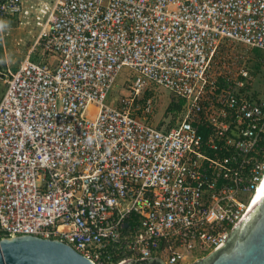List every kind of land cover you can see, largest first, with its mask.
Returning <instances> with one entry per match:
<instances>
[{"label":"built area","instance_id":"1","mask_svg":"<svg viewBox=\"0 0 264 264\" xmlns=\"http://www.w3.org/2000/svg\"><path fill=\"white\" fill-rule=\"evenodd\" d=\"M4 19L38 34L0 69V240L95 264H192L230 240L264 183V0H0ZM154 85L184 101L171 129L150 122Z\"/></svg>","mask_w":264,"mask_h":264},{"label":"water","instance_id":"2","mask_svg":"<svg viewBox=\"0 0 264 264\" xmlns=\"http://www.w3.org/2000/svg\"><path fill=\"white\" fill-rule=\"evenodd\" d=\"M264 264V194L230 240L192 264ZM0 264H95L70 244L34 235L0 240ZM124 264H164L158 262Z\"/></svg>","mask_w":264,"mask_h":264},{"label":"rangeland","instance_id":"3","mask_svg":"<svg viewBox=\"0 0 264 264\" xmlns=\"http://www.w3.org/2000/svg\"><path fill=\"white\" fill-rule=\"evenodd\" d=\"M12 25L16 27L11 28ZM9 32L10 34L4 39L2 35ZM37 34L38 30L35 25L24 26L20 25L16 19H4L2 26L0 27V48L5 42L7 43V50L5 52L2 48L0 49V69H5L7 63L13 69H17L20 63L25 59L26 49L30 46L31 42L35 41L34 39L37 37ZM41 50V47H39L38 51L33 55L34 61L38 60ZM235 51H241L239 53V56L247 52L245 48H243L242 50L240 48H237L235 49ZM6 57L8 58V61L6 60ZM256 57H264V51L260 49L253 50L252 54L249 55V66H253L254 68L259 67V62ZM130 73L131 72L128 68H125L123 70L121 76L118 78V90L113 91V95L119 96L121 91L127 92L128 84L130 83L128 79L131 78ZM5 89V85L1 83L0 101L3 97V94L5 93ZM152 89L153 92H151L150 95L156 97L157 109L155 111V114L151 117L150 122L154 126L166 130L175 127L182 119V111H169V107L174 100L178 101L177 97L162 86L154 85ZM91 113L92 109H89L87 111V114L91 115ZM191 261H193V259H191Z\"/></svg>","mask_w":264,"mask_h":264},{"label":"bare ground","instance_id":"4","mask_svg":"<svg viewBox=\"0 0 264 264\" xmlns=\"http://www.w3.org/2000/svg\"><path fill=\"white\" fill-rule=\"evenodd\" d=\"M263 194H264V183L261 186V188H260V190L258 192V195L256 196L254 202L252 203L251 207L249 208V210H248L247 214L245 215V217L243 218L242 222H244L245 219H247V217L251 214V212L256 208V206L259 204Z\"/></svg>","mask_w":264,"mask_h":264},{"label":"crops","instance_id":"5","mask_svg":"<svg viewBox=\"0 0 264 264\" xmlns=\"http://www.w3.org/2000/svg\"><path fill=\"white\" fill-rule=\"evenodd\" d=\"M27 1L30 2V1H37V0H27ZM5 22H6V21H5ZM11 24H12V22H11ZM13 27H16V26L12 25L11 28H13ZM19 29H20V28H19ZM7 30H8V29H7ZM9 34H10V32L7 33V34L4 33V34L2 35V37L5 39V37H7ZM34 38H35V37H34ZM35 39H36V38H35ZM35 39H34V40H35ZM34 42H35V41L31 42V43H30V46L26 49V51H25V55H26V56L28 55L29 51L31 50V48H32V46H33V44H34ZM10 45H12V44H10ZM1 48L6 52V50H7V43L4 42V44H3V46H2ZM1 48H0V49H1ZM26 56H25V57H26ZM32 57H33V56H32ZM6 60L8 61V58H7V57H6Z\"/></svg>","mask_w":264,"mask_h":264},{"label":"trees","instance_id":"6","mask_svg":"<svg viewBox=\"0 0 264 264\" xmlns=\"http://www.w3.org/2000/svg\"><path fill=\"white\" fill-rule=\"evenodd\" d=\"M183 106H184L183 100H178V101L174 100L173 103L171 104V106L169 107V111H182Z\"/></svg>","mask_w":264,"mask_h":264},{"label":"flooded vegetation","instance_id":"7","mask_svg":"<svg viewBox=\"0 0 264 264\" xmlns=\"http://www.w3.org/2000/svg\"><path fill=\"white\" fill-rule=\"evenodd\" d=\"M202 264H210V261L209 262H206V263H202Z\"/></svg>","mask_w":264,"mask_h":264}]
</instances>
